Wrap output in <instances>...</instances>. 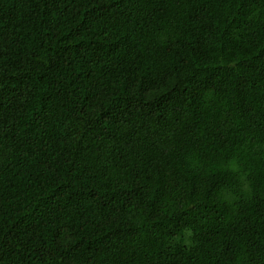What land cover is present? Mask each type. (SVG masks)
<instances>
[{
    "label": "trees",
    "instance_id": "obj_1",
    "mask_svg": "<svg viewBox=\"0 0 264 264\" xmlns=\"http://www.w3.org/2000/svg\"><path fill=\"white\" fill-rule=\"evenodd\" d=\"M0 264H264V0H0Z\"/></svg>",
    "mask_w": 264,
    "mask_h": 264
}]
</instances>
